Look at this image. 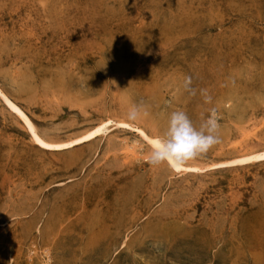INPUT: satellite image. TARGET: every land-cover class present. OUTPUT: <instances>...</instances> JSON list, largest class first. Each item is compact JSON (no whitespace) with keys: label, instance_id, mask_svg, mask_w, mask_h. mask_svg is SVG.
<instances>
[{"label":"rangeland","instance_id":"rangeland-1","mask_svg":"<svg viewBox=\"0 0 264 264\" xmlns=\"http://www.w3.org/2000/svg\"><path fill=\"white\" fill-rule=\"evenodd\" d=\"M0 90L48 142L113 121L49 152L0 99V264H264V161L174 172L114 125L216 107L221 142L187 166L264 150V0H0Z\"/></svg>","mask_w":264,"mask_h":264},{"label":"clouds","instance_id":"clouds-1","mask_svg":"<svg viewBox=\"0 0 264 264\" xmlns=\"http://www.w3.org/2000/svg\"><path fill=\"white\" fill-rule=\"evenodd\" d=\"M192 76H185L183 89L192 97L197 95ZM205 104H211L213 97L207 89H200ZM149 115L143 101L133 104L126 115L129 122H138ZM221 116L216 107L207 110L199 126L182 109L170 112L165 129L151 139L148 145L147 163L150 166L167 165L174 170L184 168L193 161L207 154L221 142Z\"/></svg>","mask_w":264,"mask_h":264},{"label":"bare ground","instance_id":"bare-ground-1","mask_svg":"<svg viewBox=\"0 0 264 264\" xmlns=\"http://www.w3.org/2000/svg\"><path fill=\"white\" fill-rule=\"evenodd\" d=\"M0 99L3 102V104L6 106V108L12 113L14 114L19 121L22 123L24 129L26 130V132L28 133L31 141L38 146L40 149L45 150V151H49V152H61L64 151L66 149L72 148L75 145H79L82 143H86L89 142L91 140H93L94 138H96L97 136H99L108 126L109 124H113L112 120H107V121H103L99 126H96V128L92 129L91 131L85 133L84 135L71 140V141H67V142H48L47 140H45L43 137H41L35 126L33 125V123L31 122V120L27 117V115L19 108V106H17L14 102H12L1 90H0ZM114 125H116V127L119 128H124V129H134L135 132H137V135L139 136V139L146 142L147 145H149L150 141L152 138H154L155 136L151 135V134H147L144 130L139 129L137 127H133L128 123H125L123 121H118V122H114ZM264 161V150L262 149V151H258V152H253L251 154L248 155H244V156H239V158H235V159H231L229 161L226 162H220V163H212V165H207L202 167H198V166H185L184 168L180 169V170H174L172 168H170L172 171L174 172H202L205 169H218V168H230V167H241V166H247L249 164L252 163H258V162H263Z\"/></svg>","mask_w":264,"mask_h":264}]
</instances>
